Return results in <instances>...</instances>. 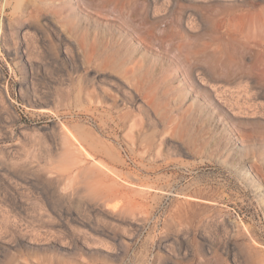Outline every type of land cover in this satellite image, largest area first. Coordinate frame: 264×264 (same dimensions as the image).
<instances>
[{
    "label": "rangeland",
    "instance_id": "rangeland-1",
    "mask_svg": "<svg viewBox=\"0 0 264 264\" xmlns=\"http://www.w3.org/2000/svg\"><path fill=\"white\" fill-rule=\"evenodd\" d=\"M0 264H264V0H0Z\"/></svg>",
    "mask_w": 264,
    "mask_h": 264
},
{
    "label": "bare ground",
    "instance_id": "bare-ground-1",
    "mask_svg": "<svg viewBox=\"0 0 264 264\" xmlns=\"http://www.w3.org/2000/svg\"><path fill=\"white\" fill-rule=\"evenodd\" d=\"M188 10V9H187ZM190 10V9H189ZM255 10H257V9H255L254 8V6L253 5H250L249 7H247V8H245V9H239L237 12L235 11V10H233L232 12L230 11V13H229V15L228 16H226L228 19H230V18H232L233 17V20H234V17H237V18H235V19H238V22H239V24H241V25H244L245 23H246V21L247 20H249V19H255L258 15H259V12H256ZM185 12V11H184ZM187 12V11H186ZM232 16V17H231ZM181 17V16H180ZM191 17V16H190ZM182 18V17H181ZM231 20V19H230ZM185 21V20H184ZM227 34H228V31H227ZM209 46V45H208ZM208 46H207V48H208ZM210 46H211V44H210ZM218 46V45H217ZM204 47V46H203ZM212 48V47H211ZM215 47H213V50H212V55H214V57H215V55H216V50L218 51V49H214ZM217 48V47H216ZM241 48H242V50H246V49H252L251 47H247V46H241ZM206 49V48H205ZM241 50V51H242ZM220 51V50H219ZM218 51V52H219ZM261 50L260 49H258V51H257V53H259ZM211 51H209V53H210ZM179 54V53H178ZM186 54V53H185ZM185 54H184V56H185ZM191 54V53H190ZM180 55V54H179ZM192 55V54H191ZM211 55V53H210V57L212 56ZM213 57V56H212ZM211 57V58H212ZM188 58V57H187ZM187 58H185V59H187ZM216 58H217V55H216ZM192 59H195V58H192ZM191 59V60H192ZM190 60V59H189ZM214 60V59H213ZM216 60V59H215ZM199 61V60H198ZM196 62H197V60H196ZM196 62L193 60V62H192V64H191V67H190V71H193V72H202V73H204L207 77H208V79L210 80V81H213V82H216L217 81V77L216 76H214L206 67H203V66H199V64H196ZM224 66H226V65H224ZM197 75V74H196ZM200 76V75H199ZM219 77V76H218ZM205 79V78H204ZM222 79H224V78H222ZM220 80V79H219ZM227 80V79H226ZM241 80V79H240ZM239 80V81H240ZM243 80V79H242ZM194 81V80H193ZM196 81V80H195ZM238 81V82H239ZM242 82H244V81H242ZM193 83V82H192ZM241 83V82H240ZM210 85V84H209ZM208 85V86H209ZM240 85V84H239ZM233 86V85H232ZM222 87V86H221ZM230 87V86H229ZM212 92L213 93H216V94H218L219 93V90H220V86L219 85H213L212 86ZM90 91V90H89ZM222 91V90H221ZM225 91V90H224ZM228 91V90H227ZM206 92V91H205ZM228 92H230V91H228ZM210 93V92H209ZM227 93V92H226ZM212 94V93H211ZM218 96V95H217ZM222 96V95H221ZM212 97V96H211ZM210 97V98H211ZM231 97V96H230ZM214 98V97H213ZM222 99V98H221ZM220 102V101H219ZM217 106V105H216ZM234 107V106H233ZM242 107V106H241ZM222 110V109H221ZM227 110V109H226ZM220 111V110H219ZM221 112V111H220ZM223 114V113H222ZM132 125V124H131ZM78 130V135H80V136H82V135H84L85 133H84V131H83V129H77ZM67 134H68V136H70L71 138H72V141H75L77 144H79L80 145V142H79V140L77 139V137L71 132V131H67ZM70 137H68V138H70ZM70 140V139H69ZM70 142H71V140H70ZM74 143V142H73ZM77 146V145H76ZM75 146V147H76ZM74 147V146H73ZM72 148V147H71ZM77 148V147H76ZM73 149V148H72ZM84 149V148H83ZM77 150H79V148L77 149ZM79 152H81V150H79ZM78 152V153H79ZM81 154H82V152H81ZM85 154V153H84ZM85 155H87V154H85ZM103 168V167H102ZM59 176V175H58ZM131 178V177H130ZM61 179V178H60ZM137 179V178H136ZM109 195V194H108ZM109 197V196H108ZM112 203V202H111ZM110 203V204H111ZM118 203V202H117ZM106 205H107V203H106ZM105 205V206H106ZM107 207H109V206H107ZM115 207H117V205L116 204H114V208ZM111 208H113V207H111ZM118 208H120L119 206H118ZM109 210V209H108ZM116 211V210H115ZM119 212V211H118Z\"/></svg>",
    "mask_w": 264,
    "mask_h": 264
}]
</instances>
